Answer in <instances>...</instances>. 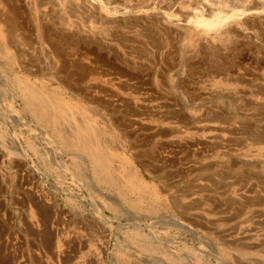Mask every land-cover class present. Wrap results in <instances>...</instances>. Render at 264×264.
<instances>
[{"label":"rangeland","instance_id":"obj_1","mask_svg":"<svg viewBox=\"0 0 264 264\" xmlns=\"http://www.w3.org/2000/svg\"><path fill=\"white\" fill-rule=\"evenodd\" d=\"M263 17L264 0H0V264H264ZM97 152L156 196L106 188Z\"/></svg>","mask_w":264,"mask_h":264},{"label":"crops","instance_id":"obj_2","mask_svg":"<svg viewBox=\"0 0 264 264\" xmlns=\"http://www.w3.org/2000/svg\"><path fill=\"white\" fill-rule=\"evenodd\" d=\"M34 93H36V90L34 91ZM51 93L55 94L57 96H60L57 91H53ZM62 108H64V110H67L66 109L67 108L66 105H63ZM212 131H214L218 135H221L224 132H227V130H224L222 127H219L217 129H213ZM92 158L93 159L104 158L105 161L107 160L105 165H106V173L108 175H107L106 178H108V177H110V178H109V181L105 184L106 188L111 189V188L117 187L118 189H120L121 192H122V190H125V191L129 192L132 195H137L139 197V199H142V198L146 197L147 195H152L153 197L156 196V193H154V190H152L147 183L145 184V182L143 181L142 178H138L139 175H138L137 171L135 170V168L132 165H130V163L126 159H124L122 157L114 156V155L109 154L107 152H97L94 155H92ZM184 165L187 167L188 164H184ZM97 170H98V173H96V175H98V176L100 175L101 176V178H98V180H105L106 178H103L104 177V173L102 171H100L99 168H97ZM132 173L133 174L135 173L137 175V182H135L134 180L133 181L131 180ZM119 174H121L123 179L125 180L124 188L119 187V184L116 183V180L113 178L114 175L119 176ZM138 179H139V181H138ZM100 184L104 186V183L101 182ZM115 184H117V186ZM200 192L202 193V189L201 188L193 191V193H200ZM192 194L182 195V198L184 200H192ZM35 199L38 200L39 198H35ZM192 211L197 213V214L199 212L200 213L205 212L200 206H193L192 207Z\"/></svg>","mask_w":264,"mask_h":264},{"label":"bare ground","instance_id":"obj_3","mask_svg":"<svg viewBox=\"0 0 264 264\" xmlns=\"http://www.w3.org/2000/svg\"><path fill=\"white\" fill-rule=\"evenodd\" d=\"M167 1L168 0H161V3H167ZM170 1V0H169ZM109 2V1H108ZM252 2V1H251ZM154 3H157V2H154ZM209 3V2H208ZM148 4V3H147ZM173 4V3H172ZM161 4H159V6H160ZM110 6V5H109ZM165 6V5H164ZM170 6V5H169ZM172 6V5H171ZM111 7V6H110ZM164 8V7H163ZM118 9V8H117ZM206 12H207V15L208 16H212L213 14H215L214 13V11H216L217 9H218V4L216 3V2H212V3H210L207 7H206ZM167 10V9H166ZM203 10V9H202ZM219 11V10H218ZM221 12V11H220ZM200 13H202V12H200ZM199 13V14H200ZM234 13V12H233ZM236 13V12H235ZM9 14V13H8ZM250 14H253V13H250V12H247V11H240V12H237L235 15H233V16H229V17H225V18H223V19H219V20H215V21H210L209 22V25L211 26H215L216 24H223L224 22H228V21H230V20H232V19H236V18H238V19H242V18H246L248 15H250ZM195 15V14H194ZM206 15V14H205ZM261 15V14H260ZM199 16V15H198ZM225 16V15H224ZM223 16V17H224ZM251 16H253V15H251ZM89 17V16H88ZM181 17V16H180ZM197 17V16H196ZM203 17V16H202ZM205 17V16H204ZM201 18V17H200ZM261 18V17H260ZM264 18V17H263ZM12 19V18H11ZM152 19V18H151ZM248 19V18H247ZM255 19V18H254ZM184 20V19H183ZM182 20V21H183ZM249 20V19H248ZM251 20V19H250ZM168 21V20H167ZM181 21V22H182ZM256 21V20H255ZM172 22H173V20H172ZM186 22H188V21H186ZM248 22V21H247ZM56 24V23H55ZM88 25H90V24H88ZM247 25H248V23H247ZM91 26V25H90ZM211 26V27H212ZM5 28V27H4ZM45 30V29H44ZM1 36V35H0ZM3 36V35H2ZM9 45V44H8ZM91 50V49H90ZM96 50V49H95ZM89 51V50H88ZM121 70V69H120ZM12 77V76H11ZM9 78V77H8ZM9 83V82H8ZM37 95H39V94H37ZM55 97V96H54ZM57 97V96H56ZM33 102V108H31V113H32V115H33V117H35L36 116V112H40L41 111V108H40V104H39V102L37 103V105H36V98L34 97L33 98V100H32ZM11 103V102H10ZM11 106H12V110H13V112H14V114H16V115H18V112H17V109H16V107L14 106V105H12L11 104ZM11 106H9V107H11ZM68 114V113H67ZM71 115V114H70ZM7 119V118H6ZM18 121H20V123L22 124V128L25 130V131H27V132H30V133H32L33 135H35V133H36V131H34L33 129H31L30 128V125L27 123V122H23L22 121V118H20V117H18ZM89 122V121H88ZM2 126H4L3 124H2ZM21 126V125H20ZM36 136V135H35ZM45 136V135H44ZM37 138H38V135H37ZM91 138V137H90ZM37 140V139H36ZM44 140L45 141H47L48 142V144L49 145H51V147L53 148V152H54V154L55 155H59L60 153L58 152V150L55 148V146H54V143H53V141L51 140V138L49 137V136H45V138H44ZM16 142V141H15ZM13 143V142H12ZM35 143H37V142H35ZM18 144V143H17ZM42 144V143H41ZM37 145H38V143H37ZM18 146V145H17ZM30 148V147H29ZM78 148V147H77ZM33 152H35V150L34 149H32V147L30 148ZM37 149V148H36ZM30 150V151H31ZM23 151V150H22ZM27 153V152H26ZM36 153V152H35ZM48 153H50L49 151H48ZM27 155H28V153H27ZM48 156V155H47ZM52 161H54L55 162V159H53ZM96 163L97 164H103V165H105L104 163H105V160H104V158H97L96 159ZM57 165L60 167H57L56 166V168H59L60 170H61V168L63 169V172H65L69 177H73V174L70 172V170L67 168V166L65 165V163L61 160V161H58L57 162ZM131 165V164H130ZM127 166V165H126ZM128 167V166H127ZM128 170V169H127ZM122 173V172H121ZM129 173V172H128ZM112 177V176H111ZM129 178V177H128ZM136 177H134V179H135ZM138 178H140V177H138ZM75 180H76V178H74ZM126 179V178H125ZM114 180V179H113ZM138 181H139V179H138ZM128 182V181H127ZM115 183V182H114ZM132 183V182H131ZM146 184V183H145ZM148 187V186H147ZM152 193V192H151ZM155 193V192H154ZM97 208V207H96ZM95 208V209H96ZM101 209V208H100ZM98 215L100 216V218H102L104 221H106V222H108L109 224L111 223V219H109L106 215H104V212L103 211H99L98 212ZM170 218V217H169ZM172 219V218H171ZM47 222H49L48 220H47ZM140 225V224H139ZM139 236V235H138ZM157 237V236H156ZM121 247V246H120ZM216 259V258H215ZM4 262V261H3ZM130 262V261H129ZM8 263V262H7ZM123 263V262H122Z\"/></svg>","mask_w":264,"mask_h":264}]
</instances>
